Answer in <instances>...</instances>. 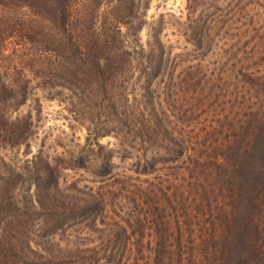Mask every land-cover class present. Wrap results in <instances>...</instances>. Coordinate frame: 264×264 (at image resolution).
<instances>
[{
    "label": "trees",
    "instance_id": "obj_1",
    "mask_svg": "<svg viewBox=\"0 0 264 264\" xmlns=\"http://www.w3.org/2000/svg\"><path fill=\"white\" fill-rule=\"evenodd\" d=\"M147 4L0 0V39L11 37L28 52L22 63L27 67L21 65V102L32 78L44 98L67 105L85 130L64 160L54 163L39 150L24 159L19 187L0 178V264H166L165 256L155 257L158 245L131 255V217L122 220L117 210L133 203L138 176H149L144 181L159 188L155 177L175 161L181 163L177 184L191 209L188 235L198 227L200 209L220 206L221 246L213 264H264V222L258 220L264 212V119L251 127L248 114L237 121L221 112L209 85L213 71L205 68L217 59L232 61L241 84L238 97L246 99L256 87L263 95L264 63L262 70H251L248 48L264 42V32L258 33L264 31V1L256 6L249 0H185L182 37L189 49L183 55L164 49L156 27H149L144 46L138 43ZM15 91L0 80V95L12 100ZM155 94L167 100L169 115ZM5 123L2 138L14 143L10 127L20 124L17 142L26 146L31 120ZM107 135L113 142L100 143ZM64 168L86 169L91 185L65 184ZM167 186L169 193L177 187ZM68 231L77 235L63 239ZM202 242L195 247L204 258Z\"/></svg>",
    "mask_w": 264,
    "mask_h": 264
},
{
    "label": "rangeland",
    "instance_id": "obj_2",
    "mask_svg": "<svg viewBox=\"0 0 264 264\" xmlns=\"http://www.w3.org/2000/svg\"><path fill=\"white\" fill-rule=\"evenodd\" d=\"M249 1L257 2L256 6H258L259 4L262 5L261 3L264 0ZM185 7V0H148L147 7L141 16V25L136 34L138 43L144 46L150 36L149 27H156V30L159 31V39L166 51H169L171 55H183L187 52L189 46L182 37L186 14ZM242 13L249 17L247 12ZM263 32L262 29L258 30V33ZM261 39L264 41L263 35ZM12 40L11 37L0 39V80L11 82L14 90L16 89L14 92L15 98L12 100L6 99L8 97L6 93L0 95V111L4 110L3 115L0 117V178L11 179L14 185L19 187L20 179L18 177L23 174L24 159L30 158L39 150L43 155L52 158L54 163L59 162L62 157L64 160L65 153L70 151L73 145L82 143L85 130L65 110L67 105L54 99L44 98L43 92L34 88L32 78L27 83L28 87L31 88L28 90L27 99L23 103L21 102L22 98L19 96L18 90L22 81L26 78V71L22 70L21 65L25 62V55L28 52L20 48L18 44L15 45ZM13 49L16 50L15 53ZM248 56L251 61L249 65L252 67L251 70L257 69L255 67L262 70L264 42L258 49L257 41L256 47L251 45L248 48ZM220 61L224 63H219ZM217 62L205 65L207 66L205 67L207 72L213 71L209 73L212 77L209 85L216 91L215 103H218L217 106L224 108L221 112L228 111V118L238 121L248 114L249 124L253 127L256 124L255 119H258L259 122L264 119V93L263 95L260 94L257 90L258 87H256L254 94L250 92L251 94L246 96V99H240L242 95L240 94V98L238 95L242 91L241 84L231 70L230 64L233 62L224 61L223 59H217ZM23 67L27 66L24 65ZM254 72H257V70ZM156 97L162 101L160 106L167 110L165 111L167 113L169 111L167 100L163 96L156 95ZM1 100L6 101L5 105L1 103ZM167 114L169 115V113ZM178 116L185 120V117ZM218 117L227 122L223 116ZM7 118L10 120L29 118L31 120V133L27 138L26 146L22 142H17L20 139V124L10 127L11 131L15 129L14 132L12 131V136L15 139L14 143L6 142L2 138V129L9 126H6L5 123ZM188 119L190 120V117ZM99 142L102 144L111 143L113 138L110 135L103 136L99 139ZM180 165V161L165 165L162 172L154 179L156 180L154 182H160L158 184L159 188H151L149 181H144L149 176H138L139 180L134 182L135 193L131 197L133 203L130 205L126 203L122 205V209L117 210L122 220H127V213L131 217L130 220H127L131 225L130 230L133 232L130 239L132 243L131 255L133 256V250L136 248L141 251L138 256L145 255L147 250L143 254L142 249H146V246L153 249L158 245L156 249H159L160 253L159 256L156 255L155 257L165 256L166 264H179L176 262L179 259H187L185 263L181 264H208L209 260L213 264V259L216 257L213 252L214 250L218 251V246H221V236L217 232L221 209L218 211L217 207L220 208V206L216 204L211 207L208 204L210 211L207 210V206L203 211L200 209L198 227L188 235L191 227L188 224L192 221L191 209L180 189V185L177 184L179 177L176 176L179 175L178 166ZM131 176L134 177V175ZM60 177L61 180L65 181V184L75 183L78 187L81 185L90 186V180H92V176L86 169L64 168L60 170ZM170 183L177 185L172 193L167 190V185ZM130 184L132 185L130 188H132L133 183ZM94 185L98 184L95 183ZM102 188L104 190V185ZM148 189L153 190L154 193H148ZM213 197L214 195L208 192V201L214 199ZM124 200L125 202L130 201L129 198ZM261 200V203H263L264 197ZM258 220L264 222V212L260 214ZM68 234L75 233L68 231L62 238L71 239ZM162 237H164L163 241ZM199 240L203 241L201 247L206 249L204 258L201 253L202 248L199 251L200 247H195Z\"/></svg>",
    "mask_w": 264,
    "mask_h": 264
}]
</instances>
